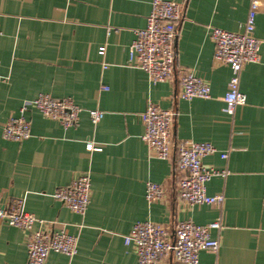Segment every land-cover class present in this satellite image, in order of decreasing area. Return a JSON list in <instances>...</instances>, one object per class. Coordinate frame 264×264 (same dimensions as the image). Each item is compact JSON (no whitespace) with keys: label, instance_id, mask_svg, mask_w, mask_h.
Here are the masks:
<instances>
[{"label":"crops","instance_id":"obj_1","mask_svg":"<svg viewBox=\"0 0 264 264\" xmlns=\"http://www.w3.org/2000/svg\"><path fill=\"white\" fill-rule=\"evenodd\" d=\"M152 1L0 0V204L22 198L46 229L79 236L74 258L52 252L46 264H138L124 240L137 222L161 224L173 236L185 220L221 225L211 231L220 241L218 253L201 251V264H264V63L244 66L240 90L247 103L229 113L223 98L232 72L215 61L211 39L212 27L242 32L252 0H169L183 4L175 71L156 85L129 63V46L135 31L146 27ZM259 2L255 36L264 57ZM188 70L209 84L211 98H181ZM40 94L72 97L82 109L79 125L65 129L33 107L22 111ZM149 102L177 112L174 143L217 148L203 161L229 172L207 183L209 195L224 194L222 207L180 200L176 150L159 159L143 140L141 113ZM95 109L105 113L97 125L89 114ZM20 116L31 122V137L6 140L5 124ZM88 141L102 150H88ZM83 173L91 176V202L79 215L53 194ZM148 182L164 186L163 201L148 203ZM28 239L27 231L0 220V264H27ZM160 264L176 262L167 256Z\"/></svg>","mask_w":264,"mask_h":264},{"label":"built area","instance_id":"obj_2","mask_svg":"<svg viewBox=\"0 0 264 264\" xmlns=\"http://www.w3.org/2000/svg\"><path fill=\"white\" fill-rule=\"evenodd\" d=\"M260 2L252 0L245 27L242 32H231L221 28H211V39L215 44L214 59L231 68V78L223 100L226 110L233 113L236 106L247 103V96L240 90L241 73L245 65L264 63L259 53L260 41L255 36L256 17ZM183 16V4L169 0H153L152 10L147 18V25L135 31V39L129 46V63L143 70L152 85L165 82L173 77L176 63L175 44L178 35L177 26ZM106 54V46L99 50ZM103 67L106 69L107 64ZM181 98H211V88L202 78L191 70L184 73L181 79ZM102 89H109L102 86ZM35 108L46 118L61 123L65 128L79 125L82 109L72 97L54 98L40 94L34 100L24 103L22 111ZM91 121L97 125L105 116L99 109L89 111ZM177 112L162 109L149 102L141 113L145 127L143 140L151 156L167 160L173 150L177 152L179 180V198L187 205L204 204L222 207L224 194L211 196L207 192V183L214 176L226 177L227 170H218L204 164V158L218 152L210 142L182 140L174 143L173 127ZM3 136L6 140L23 142L31 137V122L24 116L11 118L4 126ZM87 149L101 151L95 142L88 141ZM222 159L228 154L222 153ZM164 186L148 182L146 200L149 204L165 199ZM53 197L65 204L70 210L85 215L91 202V176L83 173L69 185L58 188ZM0 220L29 233L27 264H46L49 255L57 252L74 258L78 253L79 236L71 235L63 229H46L44 221L25 209V200L15 199L10 203L0 204ZM41 226L35 229V225ZM221 227L219 222L209 225H198L192 220L177 224L174 235L161 224L152 221L137 222L130 234L124 237L127 246H133L138 255V264H160L167 256H172L176 264H201L200 252L208 250L218 253L219 239L211 235L213 229Z\"/></svg>","mask_w":264,"mask_h":264}]
</instances>
